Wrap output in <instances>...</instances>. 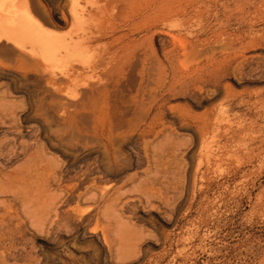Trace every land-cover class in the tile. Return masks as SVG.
Returning a JSON list of instances; mask_svg holds the SVG:
<instances>
[{"label": "rangeland", "instance_id": "rangeland-1", "mask_svg": "<svg viewBox=\"0 0 264 264\" xmlns=\"http://www.w3.org/2000/svg\"><path fill=\"white\" fill-rule=\"evenodd\" d=\"M9 4L7 9L0 6V13L30 17L60 46L55 49L62 57L75 50L83 30L94 31L90 54L99 53L97 57L118 51L123 43L117 38L122 35L123 42L149 36L144 48L152 52L153 60H176L192 53L186 64L175 62L189 83L187 90L169 96L164 114L154 123H138L136 131L118 139L128 154L159 149L172 158L174 168L175 189L169 201L137 199L130 181L123 190L122 221L132 249L119 255L109 252L102 243L105 222L49 233L19 213L11 218L10 230L0 229V264H264V0H139L145 20L137 27L121 24L106 35L98 33L90 20H78L80 7L85 6L84 14L94 13L104 6L103 0L82 6L77 0ZM169 10L176 15L166 18ZM163 43L166 51L161 50ZM67 54L66 60L72 62L75 53ZM22 58L17 44L0 41V202H15L18 209L26 198L19 183L25 179L29 153H37L44 162L72 158L59 140L70 117L78 120L74 107L81 101L72 76H61L63 62L52 67L43 63L44 72H28ZM152 63L151 79L157 72ZM58 77L65 81L60 78L63 83L53 84ZM149 87L158 90L152 83ZM89 102L97 103L96 96ZM148 127L150 134H139ZM23 144L29 146L27 152ZM146 168L142 161L121 176L137 174L144 179ZM118 179L109 178L101 186L117 187ZM38 181L43 182V176ZM88 206L71 207L81 211Z\"/></svg>", "mask_w": 264, "mask_h": 264}, {"label": "bare ground", "instance_id": "bare-ground-1", "mask_svg": "<svg viewBox=\"0 0 264 264\" xmlns=\"http://www.w3.org/2000/svg\"><path fill=\"white\" fill-rule=\"evenodd\" d=\"M14 1L17 0H0V6L6 7L8 5L6 3L11 4ZM77 1L78 4L87 5L90 2V0ZM103 1L104 6L102 5L103 7L94 13L84 14L85 6L84 8L80 7L81 13L78 16L81 23L90 20L95 30L101 35L114 32V29L121 24L137 27L147 16L146 12L142 10L143 7L138 4L139 0ZM1 13L0 41L5 40L19 46L23 55L20 60L22 67L28 72H44L46 68L42 69L43 63L52 67L56 63L60 65L63 62L61 76L64 78L72 76L71 81L78 88L73 86V89L78 90L81 101L74 107L75 115H77L75 118L78 120L70 117L71 120L64 125L59 140L61 145L71 151L72 158L64 162H58V160L44 162L37 153H33L37 156L29 153L28 165L23 171L25 172V179H21V183H19L24 188L23 195L26 198L22 199L20 210L16 208L15 202L5 200L0 202V229L10 230L13 226L11 218L13 215L18 216L19 213L29 219L32 226L54 233H61L64 229L66 232L68 230V232L77 231L79 226H88L93 221L105 222L106 227L104 230L102 228L103 246L109 252L115 251L118 255L123 254L132 249L133 245V241L128 238L130 235H127L128 231H126L122 221L121 212L122 207L126 205L124 203L125 191L123 192V190L129 184L128 181L133 187L130 191L137 193V199H143L148 203L155 199L169 201L175 187L173 161L168 154L158 152L159 149L154 151V148L150 153H133V150L131 154H128L122 150V143L118 139L129 132L136 131L138 123H154L164 114L162 109L165 103L169 102V96L177 95L180 90L188 88L189 83L185 80L184 73H180L176 69L175 62L180 65L186 64L192 51L185 52L182 58L176 60L165 58L163 61L166 62L165 64L156 57L153 60L152 52L144 48V43L149 40V36L123 42L126 36L122 35L117 38L123 43L118 49L120 54L115 51L108 58L97 57L99 53H96L97 56H94L95 52L90 54L91 44L96 38L94 31L83 30L77 37L78 41L74 42L75 50L73 48L72 53L67 52L75 53L74 56H70H73V61L69 58L72 63L66 60L65 55L67 53L63 55L65 60L62 55H60L61 57L57 55V53L60 54L56 52L59 49L58 47L55 48L59 45L55 46L51 41L52 38L50 39L30 17L13 15V12H10L9 16H4L3 13L1 15ZM11 13L12 16H10ZM175 15L174 10H169L166 18ZM166 18L163 16V20ZM175 23L179 24L178 22ZM96 47L100 48V46ZM167 48L166 43L161 45L162 51H166ZM141 49L142 52L139 53ZM197 51L199 50L197 49ZM153 61L157 65L154 69L157 72L154 74L155 77L151 79L154 68ZM164 64L169 67L168 74L165 73ZM55 74L57 73L55 72ZM60 78L63 80L62 77H58V80H54L53 84H60L65 81V79L59 80ZM151 83L158 90L151 89L149 87ZM94 96H96L97 103L93 104L89 100L90 97L94 98ZM154 106H156L155 109H153ZM54 108L56 109V107ZM70 110L72 109L69 108L68 112ZM10 115L12 116V114ZM89 115H92V120ZM150 132L151 128L148 127L147 130H141L139 134L145 135L150 134ZM146 141L148 142V139ZM146 141H142L143 144ZM78 146H81L82 150L88 148L89 151L87 153L74 151L73 148ZM0 148L2 150V147ZM28 148V145H22L24 152H27ZM91 150H98L99 152L90 156ZM19 151L21 152V150ZM1 152L0 154L3 155V150ZM142 161L146 162L147 167L144 179H140L137 174L134 177L130 176L132 178L123 179L121 173L124 170L139 165ZM18 171L21 172V169ZM18 176L20 178V175ZM42 176L43 182L40 183L38 180ZM14 177H16L15 174ZM113 177L119 178L117 187L105 189L101 186ZM19 178L17 177V179ZM52 189H56V193H52ZM80 204H89V206L81 211L71 207Z\"/></svg>", "mask_w": 264, "mask_h": 264}]
</instances>
